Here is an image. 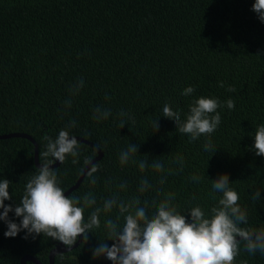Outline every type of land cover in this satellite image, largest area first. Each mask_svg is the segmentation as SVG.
<instances>
[{
	"label": "trees",
	"instance_id": "obj_1",
	"mask_svg": "<svg viewBox=\"0 0 264 264\" xmlns=\"http://www.w3.org/2000/svg\"><path fill=\"white\" fill-rule=\"evenodd\" d=\"M253 3L0 0V135L33 138L40 164L55 162L43 155L44 137L55 139L61 129L97 146L103 153L93 165L98 171L89 176L90 169L70 194L81 202L88 193L95 197L96 204L85 208L86 220L109 198L125 203L139 198L141 206L147 201L151 216L156 210L151 202L162 201L167 193L175 194L172 202L182 213L195 205L208 213L222 195L213 191L211 181L227 173L247 212L248 223L241 227L264 230V156L251 150L255 129L264 124V23L251 10ZM81 78L84 86L73 94L71 89ZM188 86L195 92L181 95ZM229 86L236 91H227ZM200 96L218 98L224 105L218 109L221 123L210 137L190 142L173 120L163 117V106L167 103L180 111L184 120L189 105ZM229 98L235 101L233 110L224 103ZM98 107L111 115L95 119ZM121 112L127 115L122 117ZM122 120L126 123L121 128ZM155 120L159 129L154 132ZM71 121L76 122L74 128H68ZM208 139L213 151L204 150ZM79 144L77 163L67 156L54 168L64 191L97 154ZM130 144L138 146V153L121 165L120 153ZM141 161L148 165L143 172ZM154 162L164 171H155ZM36 171L30 141L0 140V179L11 181L12 199L6 205L19 204ZM143 180L151 187L141 193ZM121 184L126 185L123 190ZM257 190L260 200H253ZM117 215L116 208L102 213L100 227L88 234L87 241L56 255L54 264H111L105 257L93 259L92 249L107 239L105 220ZM9 219L19 223L22 218L10 212ZM5 231L7 224L0 221V264H21L26 255L48 264L49 253L59 243L43 234L24 239L26 230L5 237ZM107 243L111 246L112 241ZM241 261L264 264V254H249L241 241L236 264Z\"/></svg>",
	"mask_w": 264,
	"mask_h": 264
},
{
	"label": "clouds",
	"instance_id": "obj_2",
	"mask_svg": "<svg viewBox=\"0 0 264 264\" xmlns=\"http://www.w3.org/2000/svg\"><path fill=\"white\" fill-rule=\"evenodd\" d=\"M251 10L264 23V0H254ZM83 86L81 78L71 89L72 93H78ZM220 86L224 87V83L220 82ZM227 91L235 92L236 89L229 86ZM194 92L195 88L188 86L181 95L190 96ZM224 103L229 110L235 108V101L231 98ZM66 106H71L70 101L66 102ZM223 106L218 98L200 96L189 105L184 120H181L180 111L173 110L167 103L163 106V117L173 120L177 131L188 135L191 142L201 136L210 137L217 130L221 123L218 109ZM94 113L97 120L107 119L111 115L110 110H101L99 107ZM120 115L123 117L127 114L121 112ZM125 123L122 120L120 127ZM75 126L76 122L71 121L68 128ZM153 128L154 132L159 129L158 120L153 121ZM44 139L47 141L43 153L45 157L51 156L55 161L63 163L67 156H71L72 162L77 163L75 158L79 154L80 144L77 137L70 135L67 129H61L55 139L47 135ZM203 147L205 151H213L210 139L205 141ZM251 150L256 156H264V124L255 129ZM136 153L138 146L130 144L127 150L120 153L121 165L127 164ZM51 163L46 161L40 164L26 183L24 195L15 207L5 204V201L12 199L9 193L11 181L0 179V209L3 210L0 212V221L7 224L5 237L14 238L26 230L24 239L29 236L35 239V236L43 234L65 246H73L79 237L87 241L88 234L100 227L101 214L110 213L116 208L118 215L115 219L105 220L107 239L92 249L93 259L105 257L111 264H236L241 241L245 242V251L249 254L257 251L264 254V230L241 227L248 223L247 212L239 205L240 196L230 187L227 173L211 181L213 191L222 195L208 213L200 205L182 213L172 202L175 194L167 193L162 201L151 202V206L156 209L151 216L147 213V201L141 206L139 198H133L127 203L118 198H109L102 207H95L86 220L85 208L96 204L95 197L88 193L81 202L80 197L66 195ZM147 167L146 161L140 162V171L143 172ZM151 167L157 172L164 171L159 162H154ZM97 171L98 168L93 166L89 176ZM199 179L198 176L192 177L196 182ZM91 183L95 184L96 180L93 178ZM125 187V184L120 185L122 190ZM150 187L147 180H143L139 191L143 193ZM251 198L260 200V191L253 192ZM10 212L22 218L19 223L9 219ZM121 217L123 224L120 223ZM108 241H112L111 246ZM240 264H247V261H241Z\"/></svg>",
	"mask_w": 264,
	"mask_h": 264
},
{
	"label": "water",
	"instance_id": "obj_3",
	"mask_svg": "<svg viewBox=\"0 0 264 264\" xmlns=\"http://www.w3.org/2000/svg\"><path fill=\"white\" fill-rule=\"evenodd\" d=\"M12 138H22V139H26L28 141H30L33 144V149H34V164L36 166V168H38L40 166L39 163V158H38V145L37 143L33 140V138H31L28 135L25 134H20V133H11V134H3L0 135V140H7V139H12ZM78 141L82 144H85L91 148H93L96 151V156L91 159L86 166L83 168L80 176L78 177L77 181L75 182V184L73 186H71L68 190L65 191L66 195H70L72 192L76 191L78 189V187L81 185V183L83 182L84 178L86 177L87 173L90 171L91 167L99 162L102 157H103V153L99 150V148L97 146H95L94 144H92L91 142H88L82 138L77 137ZM60 165L59 161H55L53 164H51V167L57 168ZM239 239V238H238ZM83 237H79L76 244L70 247H66L65 245H63L61 242H59L55 248L53 250H51V252L49 253V262L48 264H54V259L55 256L58 254H62V253H67L73 249H75L76 247L79 246V244L82 242ZM28 262H32L34 264H41L38 260H36L34 257L26 255L24 256L20 263L21 264H27Z\"/></svg>",
	"mask_w": 264,
	"mask_h": 264
}]
</instances>
